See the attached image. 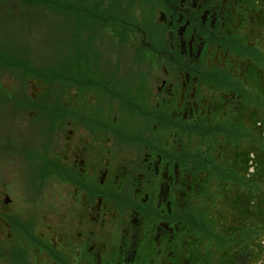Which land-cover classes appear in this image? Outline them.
I'll return each mask as SVG.
<instances>
[{"label":"flooded vegetation","instance_id":"obj_1","mask_svg":"<svg viewBox=\"0 0 264 264\" xmlns=\"http://www.w3.org/2000/svg\"><path fill=\"white\" fill-rule=\"evenodd\" d=\"M158 1L175 42L166 55L157 43L143 49L134 90L145 103L122 98L117 84L103 94L135 106L140 131L125 138L113 119L101 125L108 135L76 146L60 174L68 192L58 222L6 239L1 264H257L251 232L264 234V196L249 184L257 164L240 159L250 133L264 139V0H181L178 17L176 0Z\"/></svg>","mask_w":264,"mask_h":264},{"label":"rangeland","instance_id":"obj_2","mask_svg":"<svg viewBox=\"0 0 264 264\" xmlns=\"http://www.w3.org/2000/svg\"><path fill=\"white\" fill-rule=\"evenodd\" d=\"M176 1L178 17L183 7L181 0ZM71 6L74 14L69 15ZM168 13L158 0H67L55 7L0 0V244L6 239L17 242L22 234L30 235L29 230L40 234L41 225L52 227L58 222L55 215L61 214L55 210H61L68 192V183L60 177L65 158L70 162L76 146L96 143L101 135H108L102 124L116 119L125 138L140 131L135 106L104 99L108 93L104 87L111 90L117 84L122 98L145 103L147 96L138 97L140 93L134 90L143 81L137 66L146 58V44L157 43L166 55L168 44L175 42L161 21ZM204 32L199 31L195 39ZM37 71L46 78L34 76ZM62 109L63 117L52 113ZM87 113L94 119L85 126ZM250 135L249 155L240 160L257 164L254 172L251 168L249 184L251 192L264 196V177L259 176H264V160L260 159L264 145L259 146L264 139L255 136L256 132ZM235 145L243 148L237 141ZM226 177L236 185L237 175ZM257 201L258 196L252 204ZM35 211H43L44 217L35 219ZM11 212L13 219H7L5 215ZM257 216L252 209V220ZM2 224L11 238L2 234ZM197 224L193 222L192 229ZM259 227L264 233V221ZM257 237L252 231L251 257L264 264V245ZM183 239L191 241V231H185ZM233 251L232 246L223 254Z\"/></svg>","mask_w":264,"mask_h":264},{"label":"trees","instance_id":"obj_3","mask_svg":"<svg viewBox=\"0 0 264 264\" xmlns=\"http://www.w3.org/2000/svg\"><path fill=\"white\" fill-rule=\"evenodd\" d=\"M21 1L26 2V3H37V4L49 5L51 7H55L56 5H59L60 2L67 1V0H21ZM65 5H66V2L65 3L63 2L62 3V7L65 6ZM64 10H67L68 11V9H63L62 11H64ZM68 14L69 15L74 14V9L72 8V6L69 8V13ZM33 75L36 76V77H38V78H40V79L46 78L43 75L42 71H37ZM52 113H55L56 116L60 115L61 117H63L64 115H66V112L63 109L61 111L53 110Z\"/></svg>","mask_w":264,"mask_h":264},{"label":"bare ground","instance_id":"obj_4","mask_svg":"<svg viewBox=\"0 0 264 264\" xmlns=\"http://www.w3.org/2000/svg\"><path fill=\"white\" fill-rule=\"evenodd\" d=\"M262 158V160H264V155L263 154H261V156H260V159ZM257 240H260L261 241V243H263V245H264V236H260V237H258V238H256Z\"/></svg>","mask_w":264,"mask_h":264}]
</instances>
